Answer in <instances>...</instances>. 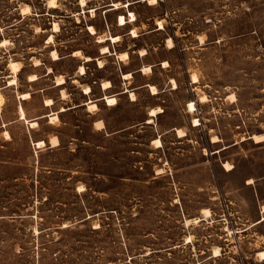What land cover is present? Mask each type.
<instances>
[{
	"label": "rangeland",
	"instance_id": "rangeland-1",
	"mask_svg": "<svg viewBox=\"0 0 264 264\" xmlns=\"http://www.w3.org/2000/svg\"><path fill=\"white\" fill-rule=\"evenodd\" d=\"M55 4L0 0V264H264V0ZM112 51L155 91L52 120L121 88Z\"/></svg>",
	"mask_w": 264,
	"mask_h": 264
},
{
	"label": "bare ground",
	"instance_id": "bare-ground-1",
	"mask_svg": "<svg viewBox=\"0 0 264 264\" xmlns=\"http://www.w3.org/2000/svg\"><path fill=\"white\" fill-rule=\"evenodd\" d=\"M81 2H85V0H81ZM49 3L52 6L56 5L55 4V0H49ZM129 18L131 20H133V19L136 18V15H135V13L133 11H130ZM127 21L128 20H127L126 16L124 14H120V16H119V22H120V24H125ZM160 24H161L160 27H162V24H163L162 21H160ZM89 28H90V30L93 33L95 32V28H94L93 25H90ZM54 29L55 30L56 29H59V25L56 22L54 23ZM132 32H133V34H137L135 29H133ZM52 38H53V34H50L48 36V39L51 40ZM111 38L112 39H116V38H118V35H112ZM168 42L171 45L173 44V41H172V39L170 37L168 38ZM102 50L103 51H108L109 48L107 46H103L102 47ZM75 53L79 54V50H75ZM52 54H53V56L55 58L58 57V53H57L56 50H53ZM118 55L119 56H122V57H128V52L127 51H123V52H120ZM90 58H91V56H89V55L86 56V59H90ZM98 60H99L100 65L103 64V62H102V60L100 58ZM11 64L13 66L14 72L17 73V71L20 70V64H19V62L18 61H12ZM80 69L83 70V71L85 70V67H84L83 64L80 65ZM148 69L151 70V66L150 65L144 67V70L145 71H147ZM131 75H132L131 72H124L123 73V76L125 78H127V77H129ZM29 77H30V79H34L35 78V75L34 74H31ZM57 80H58V83H62L64 81V78L63 77H60ZM197 80H198V78L194 74L193 75V81H197ZM15 81H16V76L13 77V78H11L10 81H9V83L11 84V83H13ZM173 82H174V84H176V81L174 79H173ZM110 85H111V81H109V80H104L102 82V86L103 87H108ZM150 86L155 91V88H156L155 85L151 84ZM90 90H91V87L89 85H87V86L84 87V92L85 93L90 92ZM130 94H131L132 98L134 99L135 98V93L133 91H131ZM29 96H30V93L29 92H23V93H21V97L22 98H27ZM105 99H106V101H107L108 104H114V103L117 102V98L115 96H113V95L112 96L106 95L105 96ZM204 99H205V97L202 96L201 97V100H204ZM2 101H3V96L0 93V111H1V103H2ZM52 102H53V100L51 98H47L45 103L46 104H50V103L52 104ZM194 105H195L194 101H190L189 102V106H190L191 109L194 108ZM88 106H89V108H97V104L94 101H92V100H89L88 101ZM63 109H64V107H62V110ZM160 110H162L161 107H159V106L158 107H154V108L151 109V113L154 114V113H156V112H158ZM19 114H20V117L21 118H25V110L22 107V105L19 106ZM57 118H58V114L57 113H54V114L51 115V119L52 120L57 119ZM151 120H152V118L150 117L148 119V121H151ZM29 122H30V125L31 126H36L38 124L37 119H33V120L29 121ZM194 123L195 124L198 123V119L197 118H194ZM177 131H178V133L180 135H185V131L183 129L177 128ZM5 134H6V137H10V133H9L8 130L5 131ZM251 137H253L256 141H261V140L264 139V133H254V134L251 135ZM214 138H216L215 140L218 139L217 136H214ZM154 143H156L157 146L158 145H161V139L159 137H155L154 138ZM33 144H34V142H33ZM44 144H45V140H43V139H40V140L37 141V146L38 147H42V146H44ZM226 165L229 166L230 164L229 163H226ZM262 209H263L262 219H264V204L262 206ZM203 212H204L205 215H210V209L209 208H204L203 209ZM199 219H200L199 216L187 218L186 219V223L189 224L192 221H198ZM186 238H187V241H190L191 240V236H189V235H187ZM214 253H215L214 255H218L220 253L219 247H216L214 249ZM258 255L260 256L261 259L264 260V250H260L259 253H258Z\"/></svg>",
	"mask_w": 264,
	"mask_h": 264
},
{
	"label": "crops",
	"instance_id": "crops-1",
	"mask_svg": "<svg viewBox=\"0 0 264 264\" xmlns=\"http://www.w3.org/2000/svg\"><path fill=\"white\" fill-rule=\"evenodd\" d=\"M118 52L119 51H112V53H102V55H114L115 57H116V59H117V61H118V63H119V66H120V77L122 78V80H123V85L121 86V88L120 89H118V90H114V82H113V79H110V78H107V79H103V80H101L100 82H99V86H100V89H101V94L98 96V97H96V98H91L90 97V93L91 92H93V85L92 84H87V85H89L90 87H91V90H90V92H88V93H85L84 91H83V88H82V92L85 94V95H87V99H85V100H83L82 102H79V103H77V104H75V105H72V106H69L67 109H65V110H58L57 111V113H58V115H59V112H62V111H66V110H68V109H74V108H77V107H81V106H88V102L87 101H89V100H92V101H94L96 104H97V106H98V104H99V102L100 101H105L106 102V100H105V96L106 95H109V96H115L116 98H117V102L115 103V104H117L118 103V100H119V98H120V96L121 95H126V96H128L129 97V99H130V101H134L135 99H132L131 98V96H130V92L131 91H133L134 93H136L137 92V90L139 89V88H141V87H149V84H152L150 81H145V82H143V83H139V84H137V85H134V86H132V87H128V84H129V79L130 78H134V75H135V73L136 72H139V71H141L142 72V66L141 67H139V68H137V69H133V70H123V68H122V66H123V63L124 62H122V61H124V59H122V58H119L118 57ZM121 52H123V51H121ZM128 52V51H127ZM128 54H129V52H128ZM91 58H92V56H91ZM90 58V60H92ZM100 57H97V58H95V60H97L98 61V59H99ZM101 59V58H100ZM90 60H85L84 59V61L86 62V61H90ZM102 60V59H101ZM81 65V64H80ZM79 65V66H80ZM84 65V64H83ZM85 66V65H84ZM102 66H104V65H102ZM101 66V67H102ZM85 69H86V67H85ZM86 72V71H85ZM85 72H83V73H85ZM124 72H131L132 73V76L131 77H128V78H124L123 77V73ZM82 73V72H81ZM104 80H109V81H111V85L110 86H108V87H103L102 86V82L104 81ZM66 82V80L63 82V83H59V84H57L56 83V85H61V84H64ZM86 85V86H87ZM54 103V102H53ZM52 103V104H53ZM107 103V102H106ZM47 105V104H46ZM48 105H50V104H48ZM108 105H110V104H108ZM111 105H114V104H111ZM93 114H95V112H92ZM48 116H50V114H48ZM98 120H102L103 121V123H104V125H103V127H98L99 129H102V128H106L107 126H106V120L104 119V118H102V117H98V118H96V119H94L93 121H92V123L93 124H96V121H98ZM58 136V135H57ZM58 138H59V136H58ZM45 141H46V139H45ZM47 141H49V140H47ZM50 142V141H49ZM53 146V145H52Z\"/></svg>",
	"mask_w": 264,
	"mask_h": 264
},
{
	"label": "trees",
	"instance_id": "trees-1",
	"mask_svg": "<svg viewBox=\"0 0 264 264\" xmlns=\"http://www.w3.org/2000/svg\"><path fill=\"white\" fill-rule=\"evenodd\" d=\"M46 142V141H45ZM46 145V144H45Z\"/></svg>",
	"mask_w": 264,
	"mask_h": 264
},
{
	"label": "water",
	"instance_id": "water-1",
	"mask_svg": "<svg viewBox=\"0 0 264 264\" xmlns=\"http://www.w3.org/2000/svg\"><path fill=\"white\" fill-rule=\"evenodd\" d=\"M251 137V136H250Z\"/></svg>",
	"mask_w": 264,
	"mask_h": 264
}]
</instances>
